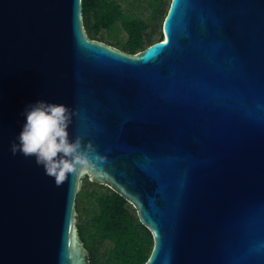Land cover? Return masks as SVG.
<instances>
[{
    "label": "water",
    "instance_id": "obj_1",
    "mask_svg": "<svg viewBox=\"0 0 264 264\" xmlns=\"http://www.w3.org/2000/svg\"><path fill=\"white\" fill-rule=\"evenodd\" d=\"M162 29L128 53L88 36L83 0H0V264H91L86 177L151 232L144 264H264V0H171ZM41 99L104 159L60 187L10 150Z\"/></svg>",
    "mask_w": 264,
    "mask_h": 264
},
{
    "label": "trees",
    "instance_id": "obj_2",
    "mask_svg": "<svg viewBox=\"0 0 264 264\" xmlns=\"http://www.w3.org/2000/svg\"><path fill=\"white\" fill-rule=\"evenodd\" d=\"M168 9L165 0H153L152 14L146 22L126 12L119 0H83L84 26L91 39L137 53L154 43L161 27L156 22L165 18ZM113 30H122L128 38L109 41L102 35ZM76 210L79 235L91 264H144L148 260L153 236L122 196L86 177L77 195Z\"/></svg>",
    "mask_w": 264,
    "mask_h": 264
},
{
    "label": "clouds",
    "instance_id": "obj_3",
    "mask_svg": "<svg viewBox=\"0 0 264 264\" xmlns=\"http://www.w3.org/2000/svg\"><path fill=\"white\" fill-rule=\"evenodd\" d=\"M21 115L25 121L10 150L14 156L19 153L25 158L34 157L57 187L70 177L79 179L104 163L83 136L71 137L69 127L77 116L74 109L41 99L28 104Z\"/></svg>",
    "mask_w": 264,
    "mask_h": 264
},
{
    "label": "rangeland",
    "instance_id": "obj_4",
    "mask_svg": "<svg viewBox=\"0 0 264 264\" xmlns=\"http://www.w3.org/2000/svg\"><path fill=\"white\" fill-rule=\"evenodd\" d=\"M122 6L125 8L126 12L135 15L137 17L142 18L144 21L148 22L150 20L152 14V3L153 0H119ZM171 0H165L166 8L170 5ZM164 18H160L157 20L156 24L160 27V30L154 37V42L159 41L163 38L162 35V24ZM113 32V33H112ZM112 32H103V36L109 40L112 39L114 41L126 40L128 38L127 34L122 30L120 32L113 30ZM110 41V40H109ZM108 43V42H106ZM109 44V43H108Z\"/></svg>",
    "mask_w": 264,
    "mask_h": 264
}]
</instances>
